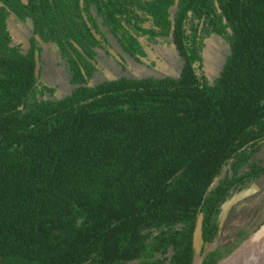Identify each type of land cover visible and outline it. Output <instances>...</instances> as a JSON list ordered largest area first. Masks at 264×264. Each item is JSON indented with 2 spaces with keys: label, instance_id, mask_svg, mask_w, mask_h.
Here are the masks:
<instances>
[{
  "label": "trees",
  "instance_id": "16d2710c",
  "mask_svg": "<svg viewBox=\"0 0 264 264\" xmlns=\"http://www.w3.org/2000/svg\"><path fill=\"white\" fill-rule=\"evenodd\" d=\"M79 1L130 56L127 25L170 39L179 76L89 85L102 34ZM10 16L32 26L26 51ZM211 35L229 53L209 82ZM34 36L68 67L62 99L40 82ZM262 146L264 0H0V264H193L197 225L204 248L223 203L264 176Z\"/></svg>",
  "mask_w": 264,
  "mask_h": 264
},
{
  "label": "rangeland",
  "instance_id": "374dc122",
  "mask_svg": "<svg viewBox=\"0 0 264 264\" xmlns=\"http://www.w3.org/2000/svg\"><path fill=\"white\" fill-rule=\"evenodd\" d=\"M173 11L174 9L171 13ZM7 25L12 44L26 51L31 37L30 23L21 22L10 16ZM131 32L142 45L145 55L143 57L128 55L119 46L117 40L106 32L108 42L104 44L101 40L104 49L97 51L98 70L89 81V85L119 77L141 79L179 76L182 60L170 39L155 38L140 30ZM228 53V45L221 37L211 35L205 40L202 59L197 66L204 73L207 81L212 82L219 75ZM39 63L40 82L54 89V93L49 98L59 100L68 95L73 85L66 65L58 58L55 47L42 45ZM254 160L264 166V146L255 154ZM254 208L259 209L261 213L264 211V176L258 178L251 187L236 192L227 201L220 218L218 234L212 243L203 248L200 238L196 237L193 264H200L207 252L217 249L221 251L222 256L216 264H264V221L260 225L261 221L258 220L262 218L253 217ZM240 210L246 212L240 214Z\"/></svg>",
  "mask_w": 264,
  "mask_h": 264
},
{
  "label": "flooded vegetation",
  "instance_id": "af4514ba",
  "mask_svg": "<svg viewBox=\"0 0 264 264\" xmlns=\"http://www.w3.org/2000/svg\"><path fill=\"white\" fill-rule=\"evenodd\" d=\"M101 3H102V0H101ZM87 9V6L86 5H84L83 4V2L82 1H79V10L81 11V13H82V15H83V18L84 19H86V20H88L89 21V25L90 26H92V27H94V25H98V28H99V31L101 32V34H102V37L99 35V34H95V32H94V30L92 29V33H93V35H94V37L96 38V40L99 42V44H100V47L99 48H97L96 49V56H95V58H94V60H91V63L93 64V66H94V71L95 72H97V64H96V57H97V51L98 50H102V49H104V44H107V42H108V40H107V38H106V32L107 33H109L110 35H112V37L115 39V40H117V38H116V36L114 35V34H112L107 28H105V27H103L102 25V22H101V18H100V16H99V14H98V10H97V6H95V5H91V6H89V11H87L86 10ZM139 25H141V27L143 28V29H146V30H149L150 28H152L153 26H152V24H151V21H146L145 23H141V24H139ZM31 26V25H30ZM125 28L127 29V31H129L132 35H133V33L131 32L132 30H139V29H137V28H132V26L131 25H127V26H125ZM7 29H8V25H7ZM140 31H142V30H140ZM8 32H9V30H8ZM9 34H10V32H9ZM148 34V33H147ZM150 35V34H149ZM11 36V35H10ZM31 36H33V34H32V26H31ZM134 36V35H133ZM152 36V35H151ZM35 37V39L38 41V44H39V46H40V50H41V46L42 45H51V46H53V47H55V45L54 44H52V43H43V42H41L39 39H38V37L37 36H34ZM135 37V36H134ZM153 37H155V36H153ZM12 38V37H11ZM31 38V37H30ZM29 38V39H30ZM136 38V37H135ZM155 38H158V37H155ZM101 40L103 41V43L101 42ZM117 42H118V40H117ZM140 45V44H139ZM140 48H141V51H142V54H135V55H138V56H141V57H143L144 55H145V52H144V49L142 48V45H140ZM55 49H56V53H57V55H58V58L61 60V61H63L62 59H61V57L59 56V54H58V50H57V48L55 47ZM40 53H41V51H40ZM139 58V57H138ZM64 62V61H63ZM64 64H65V62H64ZM66 65V64H65ZM39 66H40V63H39ZM40 69H41V66H40ZM40 69H39V72H40ZM66 69H67V73H68V67L66 66ZM42 83V82H41ZM42 84H44V85H46L45 83H42ZM46 86H49V85H46ZM50 87V86H49Z\"/></svg>",
  "mask_w": 264,
  "mask_h": 264
},
{
  "label": "water",
  "instance_id": "95a60500",
  "mask_svg": "<svg viewBox=\"0 0 264 264\" xmlns=\"http://www.w3.org/2000/svg\"><path fill=\"white\" fill-rule=\"evenodd\" d=\"M23 2H24V0H23ZM37 69H38V62H36V74H37ZM245 190V189H244ZM228 201V200H227ZM227 201H225L224 203H223V205L221 206V211H220V214H219V216H218V219H219V223H220V218H221V215H222V212H223V210L225 209V206H226V204H227ZM219 227H220V225H219ZM196 237H199V224L197 225V227H196V231H195V239H196ZM196 242V241H195Z\"/></svg>",
  "mask_w": 264,
  "mask_h": 264
},
{
  "label": "crops",
  "instance_id": "0c3cea01",
  "mask_svg": "<svg viewBox=\"0 0 264 264\" xmlns=\"http://www.w3.org/2000/svg\"><path fill=\"white\" fill-rule=\"evenodd\" d=\"M257 205L255 204V206L254 207H256ZM239 212V211H238ZM242 212H246V211H241L240 210V214L242 213ZM253 213H254V215H253V217L254 218H256L257 216L259 217V218H262V220H258L259 222L261 221V223H260V225L261 224H263L262 222L264 221V214H263V212L261 213V212H259V209H256V208H254V210L252 211ZM263 214V215H262ZM244 216V215H243ZM254 221H255V219H254ZM257 222V221H256ZM252 223H253V220H252ZM259 224V223H258ZM260 227V226H259Z\"/></svg>",
  "mask_w": 264,
  "mask_h": 264
}]
</instances>
